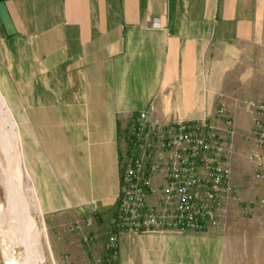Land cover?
<instances>
[{
	"label": "crops",
	"instance_id": "crops-1",
	"mask_svg": "<svg viewBox=\"0 0 264 264\" xmlns=\"http://www.w3.org/2000/svg\"><path fill=\"white\" fill-rule=\"evenodd\" d=\"M243 65L264 69V0H0V96L13 109L21 101L24 123L39 118L44 147L53 138L68 154L59 179H38L46 214L83 213L91 202L114 212L139 115L208 131L213 86ZM177 152L148 153L140 179L161 191ZM216 168L232 172L229 161ZM146 203L166 205L161 193Z\"/></svg>",
	"mask_w": 264,
	"mask_h": 264
},
{
	"label": "rangeland",
	"instance_id": "rangeland-1",
	"mask_svg": "<svg viewBox=\"0 0 264 264\" xmlns=\"http://www.w3.org/2000/svg\"><path fill=\"white\" fill-rule=\"evenodd\" d=\"M221 80L220 86H213L219 91L210 102L212 112L206 118V125L210 126L208 131L198 122L173 123L195 126L200 134L215 133L219 138L225 137L231 146L229 155L221 162L229 161L231 164L232 172L228 173L234 192H230L221 204L215 206L218 216L216 227L201 232H179L169 226L173 208L168 207L169 211L165 212V208L161 207L158 214L171 216L166 218V225L161 230L121 234L116 249H112L110 239L115 234L122 191L114 212H104L97 202H91L83 208L86 214L69 210L46 214L42 208L41 212L39 196H36L38 179L48 177L52 180L55 175L59 179L60 173L56 169H60L63 160L68 163V158L63 157L68 154H60L64 149L54 147L53 138L49 147H44V133L39 134L37 127L39 118H26L30 124L24 123L20 115L21 101L16 103L15 109L6 101L20 136L24 169L26 173L29 170L31 175L28 173L32 190L27 193L28 197L35 195L30 205L32 217L41 234L45 264H264V147L259 146L257 137L258 120L264 115L263 111L257 109L264 106V69L251 70L243 65L223 75ZM50 121L53 125L54 118ZM133 131L134 128L131 134ZM51 136H54L53 131ZM130 138L127 147L122 150L121 185L124 153H134L133 148H130ZM148 142V139L144 140L141 146ZM154 147V153L145 154L144 163L148 162V153L157 154L159 144L154 143ZM175 150H178L175 153L177 158L182 153H179V147ZM46 167L50 168L49 173ZM66 167L71 166L68 164ZM23 176L22 183L25 185L28 180ZM9 196L7 187L0 180V264H8L2 232L8 230L12 221Z\"/></svg>",
	"mask_w": 264,
	"mask_h": 264
},
{
	"label": "built area",
	"instance_id": "built-area-1",
	"mask_svg": "<svg viewBox=\"0 0 264 264\" xmlns=\"http://www.w3.org/2000/svg\"><path fill=\"white\" fill-rule=\"evenodd\" d=\"M154 24L156 27L160 25L158 21ZM257 109L264 114V106ZM148 117L147 112H142L135 121L129 140L134 153L126 151L123 156L122 192L115 220V234L110 239L112 249L117 248L119 235L159 231L166 225V218L171 216L169 226L179 232H201L214 228L218 223L215 206L234 192L229 173L216 168L230 153L231 146L225 137L219 138L212 132L200 134L197 127L186 124L151 123ZM257 137L259 146L264 147V115L258 120ZM146 139L149 140L148 144L141 146ZM154 143L159 144L158 150L161 151L189 144L187 148L181 149L182 154L177 156L180 165L167 173L166 184L160 192L165 199L166 205H162L165 212L169 211L168 207L176 204L174 217L172 212L171 216L158 214V211L148 208L146 203L149 196L159 192L140 179L144 156L147 152L154 153ZM199 168L209 170L205 181L199 179Z\"/></svg>",
	"mask_w": 264,
	"mask_h": 264
},
{
	"label": "bare ground",
	"instance_id": "bare-ground-1",
	"mask_svg": "<svg viewBox=\"0 0 264 264\" xmlns=\"http://www.w3.org/2000/svg\"><path fill=\"white\" fill-rule=\"evenodd\" d=\"M22 175L28 180L25 185L22 183ZM0 180L7 187L11 196L12 221L8 230L2 232L7 263L45 264L46 258L42 250L41 234L32 217L30 205V202L35 199V195L28 197L27 191H31L32 186L24 169L16 123L1 96Z\"/></svg>",
	"mask_w": 264,
	"mask_h": 264
}]
</instances>
